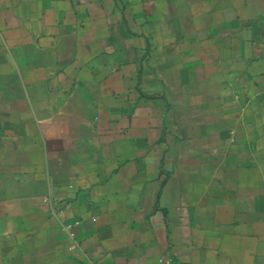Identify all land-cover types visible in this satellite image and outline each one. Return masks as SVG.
<instances>
[{"label":"crops","instance_id":"crops-1","mask_svg":"<svg viewBox=\"0 0 264 264\" xmlns=\"http://www.w3.org/2000/svg\"><path fill=\"white\" fill-rule=\"evenodd\" d=\"M0 264H264V0H0Z\"/></svg>","mask_w":264,"mask_h":264}]
</instances>
